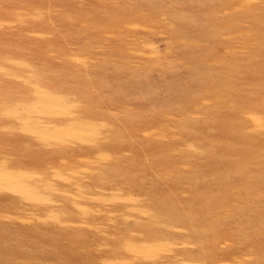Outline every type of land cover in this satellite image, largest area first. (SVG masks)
Masks as SVG:
<instances>
[{
	"label": "rangeland",
	"instance_id": "1",
	"mask_svg": "<svg viewBox=\"0 0 264 264\" xmlns=\"http://www.w3.org/2000/svg\"><path fill=\"white\" fill-rule=\"evenodd\" d=\"M0 264H264V0H0Z\"/></svg>",
	"mask_w": 264,
	"mask_h": 264
}]
</instances>
